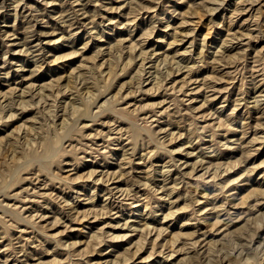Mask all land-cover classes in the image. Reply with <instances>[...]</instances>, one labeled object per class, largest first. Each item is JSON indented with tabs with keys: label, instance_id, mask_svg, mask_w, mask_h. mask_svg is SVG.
<instances>
[{
	"label": "rangeland",
	"instance_id": "rangeland-1",
	"mask_svg": "<svg viewBox=\"0 0 264 264\" xmlns=\"http://www.w3.org/2000/svg\"><path fill=\"white\" fill-rule=\"evenodd\" d=\"M192 263L264 264V0H0V264Z\"/></svg>",
	"mask_w": 264,
	"mask_h": 264
},
{
	"label": "bare ground",
	"instance_id": "bare-ground-1",
	"mask_svg": "<svg viewBox=\"0 0 264 264\" xmlns=\"http://www.w3.org/2000/svg\"><path fill=\"white\" fill-rule=\"evenodd\" d=\"M22 93H23V92H22ZM22 95H23V94H22ZM22 95H21V96H22ZM12 105H13V104H12ZM74 106H76V105L74 104ZM65 110H66V109H65ZM71 110H72V109H71ZM73 110H75V109H73ZM68 111H69V110H68ZM65 112H66V111H65ZM71 114H72V113H71ZM74 115H75V114H74ZM72 117H73V116H72ZM65 125H66V124H65ZM65 125H63V126H65ZM68 128H69V127H68ZM68 128H67V129H68ZM66 131H67V130H66ZM66 133H67V132H66ZM66 135H67V134H66ZM51 144H52V143H51ZM52 145H53V144H52ZM52 148H53V146H52ZM53 151H54V150H53ZM50 154H51V153H50ZM45 157H46V156H45ZM147 225H149V224H147ZM242 249H243V248H242ZM245 250H247V249H245ZM239 254H240V253H239ZM249 254H250V253H249ZM228 258H229V257H228ZM229 260H230V259H229ZM230 263H232V262H230ZM230 263H229V264H230ZM192 264H193V263H192ZM216 264H217V263H216ZM218 264H220V263H218Z\"/></svg>",
	"mask_w": 264,
	"mask_h": 264
}]
</instances>
